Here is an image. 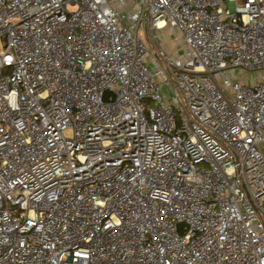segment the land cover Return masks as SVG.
<instances>
[{"label": "built area", "instance_id": "obj_1", "mask_svg": "<svg viewBox=\"0 0 264 264\" xmlns=\"http://www.w3.org/2000/svg\"><path fill=\"white\" fill-rule=\"evenodd\" d=\"M0 264H264V0H0Z\"/></svg>", "mask_w": 264, "mask_h": 264}, {"label": "rangeland", "instance_id": "obj_2", "mask_svg": "<svg viewBox=\"0 0 264 264\" xmlns=\"http://www.w3.org/2000/svg\"><path fill=\"white\" fill-rule=\"evenodd\" d=\"M69 9L71 10L73 8H69ZM139 36L143 40L149 55L152 52V49L145 37L143 30H140ZM154 36L158 44L171 56L175 57V56H180L182 54V44L180 42V36L176 32V30L170 27H166L159 31H154ZM148 68L149 69L153 68V64H149ZM259 76L260 75H257L255 73H246L245 75H241V76H239L238 72L235 73V77L239 78L240 80H244V81L246 80L249 85L253 84L254 80H256ZM160 94H166L167 101H170L172 98V93L169 92L167 88H162L160 90Z\"/></svg>", "mask_w": 264, "mask_h": 264}]
</instances>
